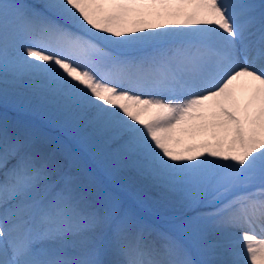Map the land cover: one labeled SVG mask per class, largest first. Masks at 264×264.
<instances>
[{
	"label": "snow or ice",
	"instance_id": "1",
	"mask_svg": "<svg viewBox=\"0 0 264 264\" xmlns=\"http://www.w3.org/2000/svg\"><path fill=\"white\" fill-rule=\"evenodd\" d=\"M0 264H264V0H0Z\"/></svg>",
	"mask_w": 264,
	"mask_h": 264
},
{
	"label": "bare ground",
	"instance_id": "2",
	"mask_svg": "<svg viewBox=\"0 0 264 264\" xmlns=\"http://www.w3.org/2000/svg\"><path fill=\"white\" fill-rule=\"evenodd\" d=\"M202 139H205V138H200L198 139L197 141H188V140H185L184 141V144H189V143H193V142H199L200 140ZM183 146V145H182ZM146 212V216L147 218L152 222L154 223L156 226L158 227H163V221L162 219L158 218V217H155V216H152L149 212L145 211Z\"/></svg>",
	"mask_w": 264,
	"mask_h": 264
},
{
	"label": "rangeland",
	"instance_id": "3",
	"mask_svg": "<svg viewBox=\"0 0 264 264\" xmlns=\"http://www.w3.org/2000/svg\"><path fill=\"white\" fill-rule=\"evenodd\" d=\"M201 138H204V137H201ZM200 139V138H199ZM145 214H146V212H145Z\"/></svg>",
	"mask_w": 264,
	"mask_h": 264
}]
</instances>
